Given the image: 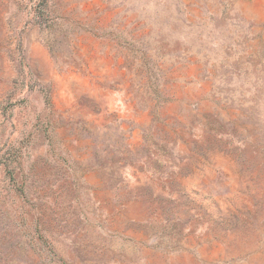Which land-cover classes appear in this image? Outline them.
Wrapping results in <instances>:
<instances>
[{
    "label": "rangeland",
    "instance_id": "374dc122",
    "mask_svg": "<svg viewBox=\"0 0 264 264\" xmlns=\"http://www.w3.org/2000/svg\"><path fill=\"white\" fill-rule=\"evenodd\" d=\"M0 264H264V0H0Z\"/></svg>",
    "mask_w": 264,
    "mask_h": 264
}]
</instances>
